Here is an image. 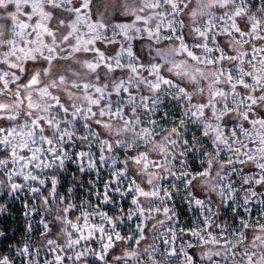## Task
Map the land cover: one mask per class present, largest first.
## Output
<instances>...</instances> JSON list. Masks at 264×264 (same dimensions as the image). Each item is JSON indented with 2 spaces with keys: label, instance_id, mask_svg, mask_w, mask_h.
Masks as SVG:
<instances>
[{
  "label": "clouds",
  "instance_id": "obj_1",
  "mask_svg": "<svg viewBox=\"0 0 264 264\" xmlns=\"http://www.w3.org/2000/svg\"><path fill=\"white\" fill-rule=\"evenodd\" d=\"M0 264H264V0H0Z\"/></svg>",
  "mask_w": 264,
  "mask_h": 264
}]
</instances>
